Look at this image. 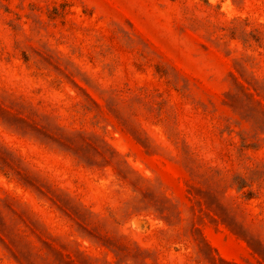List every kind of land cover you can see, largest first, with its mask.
I'll list each match as a JSON object with an SVG mask.
<instances>
[{"label": "rangeland", "instance_id": "374dc122", "mask_svg": "<svg viewBox=\"0 0 264 264\" xmlns=\"http://www.w3.org/2000/svg\"><path fill=\"white\" fill-rule=\"evenodd\" d=\"M0 264H264V0H0Z\"/></svg>", "mask_w": 264, "mask_h": 264}]
</instances>
